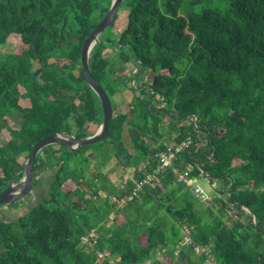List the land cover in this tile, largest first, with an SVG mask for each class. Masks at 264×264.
<instances>
[{"label": "trees", "instance_id": "16d2710c", "mask_svg": "<svg viewBox=\"0 0 264 264\" xmlns=\"http://www.w3.org/2000/svg\"><path fill=\"white\" fill-rule=\"evenodd\" d=\"M186 2L124 1L121 8L128 13H118L111 29L119 30L122 24L126 29L118 42L103 39L95 46L90 67L111 98L128 89L134 93V117L114 115L107 138L78 153L58 145L40 153L34 183L59 168L51 199L17 222L0 221V264H98L99 252L120 257L121 264H148L159 250L166 264H264V0H231L226 12L208 9L188 18L180 15ZM112 3L0 0V47L14 35L21 38L18 50L0 59V134L7 129L9 135L6 144H0V192L43 138L69 132L86 139L103 124V107L87 84L81 48ZM66 33L80 41L66 38L78 50L65 48ZM113 48L122 53L110 59L105 54ZM131 59L140 62L144 72L155 73L152 83L137 88L124 82L113 61L120 62L121 70ZM40 69L37 95L34 77ZM33 100L37 108L46 105L41 111L48 116L37 119L42 127L35 132ZM15 111L26 118L21 129L10 131L6 119ZM167 120L170 131L164 133ZM190 138L193 144L177 155L176 163L182 168L193 165V179L222 185L214 199L217 211L214 206L199 209L201 201L169 168L126 206L112 203L113 197L132 195L137 183L155 171L160 151L173 150ZM108 144L113 152L104 151ZM82 154L83 162L72 165V158ZM98 158L99 170L116 158L135 174L117 189L105 174L93 172L92 159ZM144 162L145 169H140ZM23 177L18 175L16 182ZM101 192L107 194L105 200ZM186 226L192 229L195 246L211 249L208 254L195 259V247L188 246L176 256ZM93 230L98 244L89 250L82 239Z\"/></svg>", "mask_w": 264, "mask_h": 264}, {"label": "rangeland", "instance_id": "374dc122", "mask_svg": "<svg viewBox=\"0 0 264 264\" xmlns=\"http://www.w3.org/2000/svg\"><path fill=\"white\" fill-rule=\"evenodd\" d=\"M194 0H187V2L183 5L182 9L180 10V15L183 17H189L193 13L201 14L204 11L208 9L217 10L220 12H226L231 8L232 2L231 0H203L199 4H194ZM120 15L126 16L127 11H124V8L120 9ZM126 29V24H122V26L119 28V30L111 29V27L101 36V40L103 39H109L111 38L115 42H118L119 38L121 37L122 32ZM21 44V38L18 35H14L7 45L0 47V59L8 54V53H15L18 50V46ZM122 53V50L119 48H113L111 51L106 52V56L110 59H114ZM115 63L116 68L119 69L118 75L121 76L124 79V82H126L129 87L135 86L140 87L142 85H147L149 82L147 81V84L143 80L145 79V72L143 71V67L140 62L131 59L128 64L120 70L121 64L118 61H113ZM136 71V72H135ZM126 73V75H125ZM139 73V74H138ZM124 74V76H123ZM138 74V75H137ZM129 99L123 101V103H117L115 105V112L116 114H120V112H130L129 108ZM164 133H168L170 131L169 129V123L168 120L165 122V125L163 127ZM9 138V135L6 131H3V134H0V144H6L7 139ZM128 143L130 142L129 136ZM174 138H172V141ZM104 151H112L113 152V145H104ZM100 146L97 147V150H102ZM44 155H42L43 157ZM105 159V158H104ZM107 159V158H106ZM105 159V160H106ZM84 160L83 154L77 157L72 158V165L78 164L80 165ZM113 160V161H112ZM110 162H108L107 166L105 168H102L99 170L98 168V161H100V158L98 160L92 159V170L94 173L101 172L102 174H105L108 179L111 181V183L115 186L117 189H123L126 185L125 183L127 180L133 178L135 172L131 169H125L121 165L118 164L117 160L114 158ZM241 161H236V165L241 164ZM146 163L141 164L140 169H145ZM108 168H110L108 170ZM59 171V168L54 167L50 169L45 175L38 178V181L33 184L34 190L25 198L22 200L10 204V205H2L3 207H0V221H6V222H17L22 217L26 216L31 210H33L35 207L40 205L41 203L51 199L50 197V188L54 180L56 179L57 172ZM198 187L203 191V194L206 197H214L217 194V191L223 190L222 185L219 183L215 185H211L210 181L205 178L198 179L196 183L194 184V188ZM193 192V188L191 189ZM104 193V192H103ZM91 195V193H89ZM102 197V196H101ZM89 198V196H87ZM106 198L102 197V200H105ZM200 201V200H199ZM95 202L97 205L101 204V199H95ZM208 206H214L216 208V211L218 210L217 205L214 204V201H212L209 204L202 203L198 207L199 209L206 208ZM115 214V212L113 213ZM120 221H124V218H120ZM111 220L108 222L110 223ZM201 252L196 251L195 252V259L199 258V255ZM156 261H160L161 263L166 264L165 256L163 252L160 250L157 251V254L155 258L149 262L148 264H154ZM49 264V263H48Z\"/></svg>", "mask_w": 264, "mask_h": 264}, {"label": "water", "instance_id": "95a60500", "mask_svg": "<svg viewBox=\"0 0 264 264\" xmlns=\"http://www.w3.org/2000/svg\"><path fill=\"white\" fill-rule=\"evenodd\" d=\"M124 1L125 0H113L110 11L99 23L98 27L89 35L83 45L82 67L87 84L95 92L102 104L104 111L103 124L94 136L86 139H78L71 133H55L37 142L34 145L25 166L10 181L8 188L0 192V206L18 202L31 193L34 184V165L40 153L45 148L58 145L68 149L72 153H78L83 147L101 143L107 138L109 126L115 111L114 100L93 76L90 67V58L95 46L101 43V36L114 24ZM62 40L65 45L66 37L64 34L62 35ZM36 50H38V47H36ZM41 72L42 69L35 74V80ZM34 88L37 93L36 82L34 83ZM20 174H24V177L21 181L16 182V177Z\"/></svg>", "mask_w": 264, "mask_h": 264}, {"label": "built area", "instance_id": "2783aa9c", "mask_svg": "<svg viewBox=\"0 0 264 264\" xmlns=\"http://www.w3.org/2000/svg\"><path fill=\"white\" fill-rule=\"evenodd\" d=\"M192 144H193V141H192V138H190L189 140L182 143L181 145H177L173 147V150L160 151L156 155L158 167L155 169V171L153 173H148L142 181L137 183L134 189V193L132 195L125 196L122 198L114 197L112 199V203L115 204L118 208H122L126 206L130 201L134 199V196L138 192L144 189L145 186H152L154 182L157 180V175H159L163 169H168V168L173 170V173L177 177L179 182L186 184L190 189L193 188V193L195 197L198 200H200L202 203L209 204L212 201H214L216 196L211 197V198L206 197L200 188L198 187L194 188V184L196 183L197 179H193L191 177V174L194 170L193 165L188 164L187 166L182 168L176 163L177 155L185 151ZM114 219H115V215L113 214L110 217L111 222H113ZM182 237H183L182 241L180 242L176 250L177 257H179L182 251L188 246L195 247V250L201 253L205 252L208 254L211 251L209 247L195 246L193 236H192V229L188 226H186L183 229ZM82 244L84 245V247H86L89 250L95 249V247L98 244L97 231L93 230L89 235L83 237ZM106 260H108L110 264H121L122 262L121 258L114 254H111L109 252H104V253L99 252L98 253V264H103Z\"/></svg>", "mask_w": 264, "mask_h": 264}, {"label": "flooded vegetation", "instance_id": "af4514ba", "mask_svg": "<svg viewBox=\"0 0 264 264\" xmlns=\"http://www.w3.org/2000/svg\"><path fill=\"white\" fill-rule=\"evenodd\" d=\"M65 37L66 38L67 37H71V38H73V39L76 40L75 35H71L69 33H66L65 34ZM76 43L80 44V41L79 40H76ZM83 45H82V48H81V62H82ZM65 48L69 49L70 51H75V50H78L79 49V46L69 45V42L66 40ZM35 82H36V80L34 78V83ZM34 90H35V88H34ZM36 90H37V88H36ZM37 95H38V93H37ZM44 108H46V105L45 104H41V106L39 108H37V106H36V104H35V102L33 100V132H35L42 125L41 122H37V119H39V118H44V119L48 118L47 114L44 111H41ZM39 110L41 111V114L38 112ZM114 115H118V114H116V112L114 111ZM63 116L65 118H69V114L68 113H65ZM70 117H74V114H71ZM25 118H26V115H24L23 112L15 111V112L10 113V116L6 119L8 121L7 122V125H8L7 128L10 131L17 130L18 128L21 129L22 128V122H23V120ZM42 130L47 131L48 129L46 127H44V129H42ZM72 130L74 132L77 131L78 130L77 126L74 125L73 128H72ZM2 131L8 132L7 129H2ZM65 133H69V132H65Z\"/></svg>", "mask_w": 264, "mask_h": 264}, {"label": "crops", "instance_id": "0c3cea01", "mask_svg": "<svg viewBox=\"0 0 264 264\" xmlns=\"http://www.w3.org/2000/svg\"><path fill=\"white\" fill-rule=\"evenodd\" d=\"M136 72V71H135ZM145 79L146 80H143L144 82H145V84H147V81L149 82V83H152L153 82V80H154V78H155V73L153 72V71H151V70H147V71H145ZM129 99V108H130V111H131V103L133 102V100H134V93L130 90V89H128V90H125L123 93H121V94H119L118 96H116V97H114V102H115V105L117 104V103H123V101H125V100H128ZM121 113H126V114H130V119H132L133 117H134V115L133 114H131L130 112H120V114ZM127 136H129V130L127 129L126 130V132H125V139H126V141L128 142V138H127ZM129 139L131 140V138H130V136H129ZM129 140V141H130ZM130 143H131V141L128 143L129 145H130ZM169 143L170 144H172V145H175L174 144V142L172 141V138L171 137H169ZM132 152H134V151H132ZM88 155V154H87ZM115 160H117L116 158H114ZM113 161V160H112ZM145 163V162H144ZM145 167H146V165H145ZM110 168H108V170H109ZM129 169H131V170H134V172H135V169L134 168H129ZM101 173V172H100ZM100 195L103 197V198H106L107 197V194L104 192H101L100 193ZM114 198V197H113ZM112 198V199H113ZM113 215V214H112ZM115 215V214H114ZM114 222V221H113ZM113 222H110L109 223V226L113 223Z\"/></svg>", "mask_w": 264, "mask_h": 264}]
</instances>
